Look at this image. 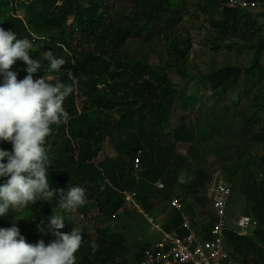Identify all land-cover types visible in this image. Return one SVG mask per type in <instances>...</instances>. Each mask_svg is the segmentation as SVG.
Listing matches in <instances>:
<instances>
[{
  "label": "trees",
  "instance_id": "1",
  "mask_svg": "<svg viewBox=\"0 0 264 264\" xmlns=\"http://www.w3.org/2000/svg\"><path fill=\"white\" fill-rule=\"evenodd\" d=\"M127 1L136 9L122 22L120 9L109 0H84V3L82 0H0V27L15 31L18 38L43 43L41 52L30 50V55L43 64L33 74L34 80L47 75L54 81L70 84L71 77L77 78L75 93L64 102L70 119L53 125L46 139L50 187L67 191L70 184H76L86 194V204L76 213L66 214L70 221L66 220L65 228L60 231H73L77 226L75 215L96 227L91 230L86 223L79 227L84 241L76 253V264H128L130 250L126 248L125 236L107 227L129 208L124 204V191H135L144 213L154 219L164 218L160 225L167 231L177 230L183 221L180 212L171 205L173 198L181 201L184 212L201 231L208 232L214 223L212 199L199 195L208 191L214 173L200 168L190 184L180 183L189 168L178 144L198 141L196 136L191 137L193 133L187 127L172 130L175 108L186 110L199 101L196 94L187 95L186 87L175 89L168 74L169 70L178 69L186 76L184 65L191 46L182 37L168 39L165 45L172 60L162 68L132 63L120 56L131 36L148 40L163 32V28L173 29L181 21L183 4L181 0H120L122 4ZM220 8L221 17L210 20L220 42L229 46L243 39L245 43L241 47L255 52L250 67L213 69L197 81L218 95L219 102L229 92L239 91L231 105L214 109V121L207 120L198 137L207 142L219 131V123L232 114L231 117L235 115L245 125L253 144L261 146L255 152L248 148L238 151L235 161L218 172L230 184L238 180L237 190L245 198L243 215L259 222L252 236L227 232L231 256L242 257L237 264H264V127L259 129L260 116L264 113V39L254 42L252 36L245 37L247 33L241 32L244 25H256V19L264 18V13L253 15L252 9L234 6L231 0H208L200 10L209 13ZM48 50L55 57L65 59L59 71L48 70L49 63L43 56ZM26 67L22 61L13 66L18 80L27 75ZM0 147L12 150L10 142ZM110 151L112 154L99 160L100 155ZM137 158L142 167L138 178L134 173ZM157 183H162L164 188L158 189ZM191 194L195 195L194 204L201 207V219L196 218L194 205L188 199ZM158 204L163 208L156 212ZM53 208L59 212L55 200L39 201L20 210L10 209L7 216L0 217V228L17 223L28 243L43 240L48 245L56 237L42 233L39 228L53 215ZM121 208L124 212L119 214ZM140 216L143 214L138 213ZM142 251L133 259L137 264Z\"/></svg>",
  "mask_w": 264,
  "mask_h": 264
},
{
  "label": "clouds",
  "instance_id": "2",
  "mask_svg": "<svg viewBox=\"0 0 264 264\" xmlns=\"http://www.w3.org/2000/svg\"><path fill=\"white\" fill-rule=\"evenodd\" d=\"M35 41L18 38L15 31L0 27V144L10 142L12 150L0 147V217L10 209L20 210L39 201L55 200L56 208L42 233L56 239L46 245L43 240L30 244L21 235L17 223L0 228V264H76V253L84 241L82 230L71 233L65 228L66 214H74L86 204L83 187L70 184L69 189H53L49 183V156L46 139L53 125L67 123L70 113L65 100L75 93L77 78L70 84L54 81L50 76L33 78L42 63L30 55ZM49 71H59L66 61L51 50L43 53ZM22 61L27 67L24 79L18 80L13 66ZM95 249L96 245L93 243Z\"/></svg>",
  "mask_w": 264,
  "mask_h": 264
},
{
  "label": "rangeland",
  "instance_id": "3",
  "mask_svg": "<svg viewBox=\"0 0 264 264\" xmlns=\"http://www.w3.org/2000/svg\"><path fill=\"white\" fill-rule=\"evenodd\" d=\"M109 1L110 3H116L117 9H120L119 19L122 22H126L131 13L136 9L135 6L128 1L124 4H122L120 0ZM207 1L208 0H181L180 2L183 4L182 7L184 12L181 21L177 23L173 29L163 28V32L148 40L142 37L131 36L121 49L120 56L122 59L131 61L132 63H145L153 68L167 67L172 60L168 48L165 45L167 40L177 36L188 41L191 50L184 65L186 76L182 75L178 69H171L168 71L169 78L175 89L179 91L186 87L187 95L196 94L199 98L196 105L188 106L186 110L178 107L174 110L172 130L179 129L183 126L187 127L188 130L193 133L191 137L196 136L198 141L196 144H194L196 141L192 144L182 142L178 144L179 151L181 154L185 155L189 168V170L181 176L180 183L187 186L193 181L197 169H206L214 173V181L209 186L207 192L201 191L199 195L203 197L206 195L208 198L212 199L215 182L219 179L226 180L225 175L219 173L218 170L226 165H231L235 161L237 154H239L238 151H244L248 148V150L255 152L260 150L261 146H255L253 144L250 133L247 134L245 131V125H243L242 121L235 115L231 117L232 114L223 123H219V131L213 136L211 135L207 142L198 137V131L205 126L206 121H214L212 116L214 109L216 110L225 105H231L232 100L238 97L239 91L235 90L229 92L224 95L219 102L218 95H214L208 88L199 85L197 81L213 69L226 66L248 68L252 65L255 52L254 49L248 50L247 48L241 47V45L245 43L242 37H240L242 40L240 41L238 39L235 45L229 42L231 44L228 46L227 42H220L215 29L211 27L210 20L219 19L222 9L220 8L217 11L204 13L200 10V7L206 5ZM254 2L257 5L250 10V12L253 15L264 13V0H254ZM82 3H84V0H82ZM256 22V25H244L241 28L242 33H247V35H243L245 37L252 36L254 42H257L259 39H264V18H257ZM162 26L167 27L165 25ZM34 41L35 43L32 50L41 52L43 49L42 41ZM217 42H219L220 45H216ZM260 120L259 129L264 127V113L261 114ZM110 154H112L111 151L105 155H100L99 160H103L106 155ZM238 183V180H236L231 184L233 195L228 208L230 227L233 225V219L243 214L245 206V198L237 190ZM181 194L184 195V193ZM188 199L194 205L196 218H200L201 207L194 204L195 195L191 194ZM162 208L163 206L158 204L156 212L160 211ZM137 212L138 211L132 207L126 208L124 215H120L118 219L107 224V227L112 232L121 233L125 236L126 248L131 252V254L129 252L127 256L128 264H137L133 260L135 255L146 246L152 245L158 240V233L152 230L146 216L143 215L138 217ZM133 218L137 219L135 220ZM74 219L78 227L86 223L85 225L91 230L96 228L94 223H88L85 220H81V218L79 220L77 215H75ZM155 219L158 225L165 221L164 218L159 220V217H156ZM257 242L261 245L260 241ZM233 261L234 264H237L242 261V257L237 255Z\"/></svg>",
  "mask_w": 264,
  "mask_h": 264
},
{
  "label": "built area",
  "instance_id": "4",
  "mask_svg": "<svg viewBox=\"0 0 264 264\" xmlns=\"http://www.w3.org/2000/svg\"><path fill=\"white\" fill-rule=\"evenodd\" d=\"M231 4L244 9H253L257 5L247 0H231ZM141 170L140 158H137L134 164L137 178ZM156 187L163 189L164 185L157 183ZM122 194L125 206L145 215L152 230L158 233V240L143 249L140 264H234L232 252L227 244V232L232 231L238 236H250L259 228L257 220L243 214L234 218L232 227L229 226L228 208L233 188L225 179H219L214 184L212 196L214 223L208 232L196 227L177 198L171 200V205L180 212L183 221L177 230L167 231L156 224L154 217L144 213L137 203L135 191H124ZM123 212L124 209L121 208L119 214ZM179 231H183V234Z\"/></svg>",
  "mask_w": 264,
  "mask_h": 264
}]
</instances>
